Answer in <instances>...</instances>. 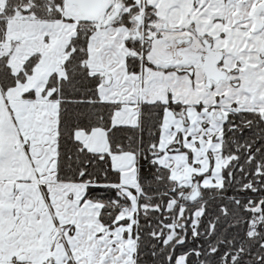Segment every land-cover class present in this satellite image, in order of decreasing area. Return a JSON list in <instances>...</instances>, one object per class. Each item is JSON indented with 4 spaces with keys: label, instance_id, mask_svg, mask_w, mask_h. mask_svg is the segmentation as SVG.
<instances>
[{
    "label": "snow or ice",
    "instance_id": "obj_1",
    "mask_svg": "<svg viewBox=\"0 0 264 264\" xmlns=\"http://www.w3.org/2000/svg\"><path fill=\"white\" fill-rule=\"evenodd\" d=\"M0 264H264V0H0Z\"/></svg>",
    "mask_w": 264,
    "mask_h": 264
}]
</instances>
